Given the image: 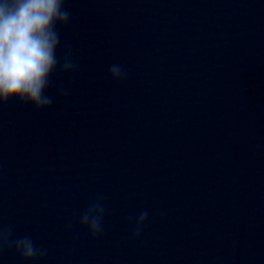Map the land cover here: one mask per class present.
I'll list each match as a JSON object with an SVG mask.
<instances>
[{"label": "water", "instance_id": "1", "mask_svg": "<svg viewBox=\"0 0 264 264\" xmlns=\"http://www.w3.org/2000/svg\"><path fill=\"white\" fill-rule=\"evenodd\" d=\"M66 7L57 57L77 71L47 110L0 108V223L48 255L0 264H264V0ZM97 199L93 237L79 217Z\"/></svg>", "mask_w": 264, "mask_h": 264}, {"label": "clouds", "instance_id": "2", "mask_svg": "<svg viewBox=\"0 0 264 264\" xmlns=\"http://www.w3.org/2000/svg\"><path fill=\"white\" fill-rule=\"evenodd\" d=\"M67 3L68 0H0V108L16 102L36 111L47 110L54 103L48 94L53 76L77 71L70 51L62 62L57 57L61 30L71 22ZM109 76L118 83L128 80V72L119 64L110 66ZM65 94L63 88L56 90L57 96ZM104 214V204L97 199L80 215L79 222L93 237H99L103 234ZM149 215L148 210H143L136 216L133 240L141 237ZM6 252H15L24 262L48 255L47 249L37 246L31 236H17L12 226L0 223V258Z\"/></svg>", "mask_w": 264, "mask_h": 264}]
</instances>
